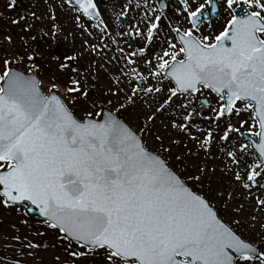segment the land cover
Listing matches in <instances>:
<instances>
[{
    "label": "snow or ice",
    "instance_id": "1",
    "mask_svg": "<svg viewBox=\"0 0 264 264\" xmlns=\"http://www.w3.org/2000/svg\"><path fill=\"white\" fill-rule=\"evenodd\" d=\"M102 2L34 0L10 18L58 36L71 15L79 46L47 86L36 36L9 53L0 30V206L20 225L0 264H26L48 232L57 264H264V0ZM217 170L227 186L202 194ZM258 222L259 244L237 230Z\"/></svg>",
    "mask_w": 264,
    "mask_h": 264
},
{
    "label": "rangeland",
    "instance_id": "2",
    "mask_svg": "<svg viewBox=\"0 0 264 264\" xmlns=\"http://www.w3.org/2000/svg\"><path fill=\"white\" fill-rule=\"evenodd\" d=\"M34 0H18V6L15 11H5L0 5V30L6 31L8 34L13 36L14 43L12 45H8L4 42V48L9 53H14L15 49H22V43L25 38L30 35L36 36V40L32 41V47L36 49L37 54L39 56V63L42 66V79L45 81V86H47V79L49 76L56 75L60 76L61 74L58 71L57 65L60 61L63 60V56H54V54L47 48L46 42L44 38L50 39L55 45L59 47L63 51V53L70 52L74 47H78L80 43V38L77 36L76 45L72 44V36L68 35L67 40H65V35L70 31L75 30V26L72 22L71 15L66 12L58 13V21L64 26V33H61L58 36H54L51 34L50 29V21H37V28H43L44 33L41 34L37 29H33L32 32L25 33L22 31L23 24L20 26L12 25L10 22V18L16 17L19 13L25 12V10L31 11L30 6L33 4ZM173 7L175 6V0H170ZM111 6V0H108L107 3H101L102 9L109 8ZM43 10V6H38L36 11L38 14ZM224 25V19L221 17L216 20L215 27L218 30H221ZM58 38L60 44L54 42V39ZM0 41H3V35H0ZM121 46H123V41H121ZM58 58V59H57ZM83 63V62H82ZM28 62L19 64L18 67L20 69L26 68ZM107 86V73L103 70L101 71L100 82L97 84L96 92L92 95H100L103 92L104 87ZM63 94V88L60 89ZM86 105L83 103H79L76 105V113L78 116L83 114ZM124 117H129L133 115L132 111L125 112ZM176 151V150H174ZM175 166V161H172ZM213 162H209V166L211 167ZM227 177L224 176L222 172L217 170L215 173H210L209 177H206L204 183L202 185L196 186L197 189L203 194L207 193L210 187H215L220 184H224L227 186ZM247 207V205H246ZM223 215V213H221ZM231 215V213H229ZM35 218L33 217V220ZM15 225V227H14ZM20 228L19 225V217L15 209L4 208L0 206V259H3L5 254L10 258L13 253L8 252L10 248H13L15 245L13 244L11 237L15 234V232ZM43 231V229H39ZM240 233H242L245 237H252L253 239H257L262 241L259 233V222L256 224V230L252 231L248 228L247 225H244L239 228ZM30 229L25 228L24 232H29ZM44 242L48 245L47 248H41L35 252L34 255H29L25 257L26 264H57L55 260V256L57 254L63 255V247L64 245L57 239V236L53 232H48L47 235L41 237ZM80 264H103L102 259L92 257L86 260H82Z\"/></svg>",
    "mask_w": 264,
    "mask_h": 264
},
{
    "label": "water",
    "instance_id": "3",
    "mask_svg": "<svg viewBox=\"0 0 264 264\" xmlns=\"http://www.w3.org/2000/svg\"><path fill=\"white\" fill-rule=\"evenodd\" d=\"M48 46L49 48L54 51L55 53L58 52L59 50L57 49V47L53 46L51 43L48 42Z\"/></svg>",
    "mask_w": 264,
    "mask_h": 264
}]
</instances>
